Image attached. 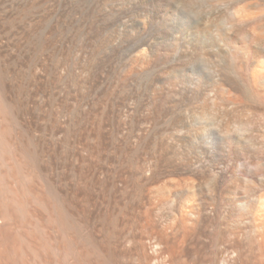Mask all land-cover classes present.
I'll return each instance as SVG.
<instances>
[{
  "label": "bare ground",
  "instance_id": "6f19581e",
  "mask_svg": "<svg viewBox=\"0 0 264 264\" xmlns=\"http://www.w3.org/2000/svg\"><path fill=\"white\" fill-rule=\"evenodd\" d=\"M234 3L249 41L169 0H0V264H264L237 168L264 155V0Z\"/></svg>",
  "mask_w": 264,
  "mask_h": 264
},
{
  "label": "clouds",
  "instance_id": "9594fccd",
  "mask_svg": "<svg viewBox=\"0 0 264 264\" xmlns=\"http://www.w3.org/2000/svg\"><path fill=\"white\" fill-rule=\"evenodd\" d=\"M169 3L178 13H183L188 20L201 25L212 36L218 37L223 30L229 34L236 35L243 42L252 39L250 29L243 31L235 30L240 22L237 21L234 14L235 8L238 7V5L234 3V0H169ZM254 46L258 49L264 50V38L257 39ZM205 58L212 59L208 55L207 50H202L195 56L192 63L193 66L199 65L207 72L206 66L203 62ZM211 128L222 135L221 132L212 127V125ZM234 135L242 140L241 134L238 131H233L227 138ZM253 150L256 151V149ZM237 168L238 174L243 180V183L240 184L238 189L242 191L246 197L245 202L240 203L238 207L250 201L258 203L259 195L264 192V155L256 157L244 155L242 161L238 163ZM217 180L218 174L212 172L206 179H204L203 183L209 186H215ZM253 186H255L254 191ZM250 192L252 193L251 196L249 195ZM155 264H161V261L158 260ZM220 264H227L223 257H221Z\"/></svg>",
  "mask_w": 264,
  "mask_h": 264
}]
</instances>
